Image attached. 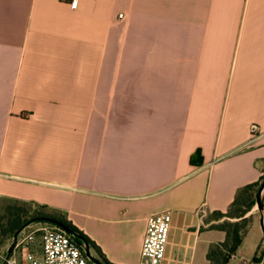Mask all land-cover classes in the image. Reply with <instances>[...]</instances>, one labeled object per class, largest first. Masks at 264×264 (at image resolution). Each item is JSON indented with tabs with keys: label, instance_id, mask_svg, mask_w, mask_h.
<instances>
[{
	"label": "crops",
	"instance_id": "crops-1",
	"mask_svg": "<svg viewBox=\"0 0 264 264\" xmlns=\"http://www.w3.org/2000/svg\"><path fill=\"white\" fill-rule=\"evenodd\" d=\"M263 174L264 0H0V210L59 214L112 264L171 212L164 264H209L208 218Z\"/></svg>",
	"mask_w": 264,
	"mask_h": 264
},
{
	"label": "built area",
	"instance_id": "built-area-1",
	"mask_svg": "<svg viewBox=\"0 0 264 264\" xmlns=\"http://www.w3.org/2000/svg\"><path fill=\"white\" fill-rule=\"evenodd\" d=\"M77 8L79 0H62ZM252 137L259 136L257 124L250 126ZM172 228V213L162 212L147 218L145 235L140 249L138 264H164L169 246ZM36 234L41 238L39 249L32 246ZM2 264H95L85 252V245H80L76 237L52 226L39 227L25 236L18 237L17 244L8 257L0 251Z\"/></svg>",
	"mask_w": 264,
	"mask_h": 264
},
{
	"label": "rangeland",
	"instance_id": "rangeland-1",
	"mask_svg": "<svg viewBox=\"0 0 264 264\" xmlns=\"http://www.w3.org/2000/svg\"><path fill=\"white\" fill-rule=\"evenodd\" d=\"M259 187H257L255 191L243 193L237 206L229 209L228 212L223 213L224 214L223 217H220L216 214H212L208 218V220L216 221L220 225L222 224L230 225L234 222H239L241 219H238V217L241 216L242 213L247 212L246 215L244 216L245 220L239 222L240 226L243 228L242 231L246 232V237L248 236L249 239L250 237L254 238L256 236V232H257V236H259L260 238V235L262 234L261 228H260L261 226L260 218L262 214L264 215V191L262 193V198H261V203L263 206V211L261 212L258 208L257 199H256V195H257ZM8 208H11V212L13 213H17L15 212L16 210H21L20 213H21L22 221L26 223L34 218H42V217L58 218L59 217V215H57L56 213L50 212L46 209L38 208L31 204L9 203L8 205H4L3 207H1V210H0V251L4 254L7 253L9 247L12 245L14 241V235L17 232L16 231L15 233H10L8 230V222L10 219L9 214L11 213V212L8 213L7 211ZM40 214H43L44 216L39 217ZM46 223L47 222H44V221L34 222L33 224L25 228L20 234L23 237L39 227L52 226V225H49V223L48 224ZM254 225L256 226L255 227L256 231L252 229ZM40 242H41V238L39 237V235L36 234V240L32 247L34 249H39ZM89 246H90L92 254L103 262L99 252L97 251V249H95V246L94 245L92 246L89 245ZM258 260H261V264H264V236L263 234L261 237L260 250L256 253V255L252 258V260L246 264H253V262H256ZM0 264L2 263L0 262Z\"/></svg>",
	"mask_w": 264,
	"mask_h": 264
},
{
	"label": "trees",
	"instance_id": "trees-1",
	"mask_svg": "<svg viewBox=\"0 0 264 264\" xmlns=\"http://www.w3.org/2000/svg\"><path fill=\"white\" fill-rule=\"evenodd\" d=\"M196 154L199 156L200 152H197ZM192 162H193V159H192ZM263 180H264V175L262 176V178L257 183L246 186L245 188L240 190L238 192L236 199L234 200L232 206L230 207V209L237 206V204L239 203V200H240L243 193L255 191L256 188L260 186V184ZM38 208L43 209L42 207H38ZM7 211H8V213L11 212V208H8ZM15 212H17V213L11 212L9 214L10 219L8 222V230L10 233H15L26 223V222L22 221L21 213H20L21 210H16ZM246 213L247 212L242 213L241 216L238 217V219H241L240 221H244L245 220L244 216L246 215ZM214 214H216L220 217L224 216V214L221 212H215ZM57 215H59V214H57ZM41 216H44V215L40 214L39 217H41ZM58 219L62 220L64 223H66L68 226H70L76 232V234L78 235L76 240L80 245H83L85 242H87L91 246L94 245L95 249H97V251L99 252L104 264H112L106 260V258L102 254L101 250L83 232H81L78 228H76L71 222L66 220L63 216L59 215ZM239 222H234L230 225L218 224V225L214 226L217 229L224 231L226 233V239L224 242L218 243V244H216L210 248V250L207 254V260H208L209 264H230L231 263L232 259L237 254V252H238L239 248L241 247L244 239L246 238V232L242 231L243 228L240 226ZM46 224H48V223H46ZM49 225H52V224H49ZM52 226H54V225H52ZM256 263H261V260L256 261Z\"/></svg>",
	"mask_w": 264,
	"mask_h": 264
},
{
	"label": "water",
	"instance_id": "water-1",
	"mask_svg": "<svg viewBox=\"0 0 264 264\" xmlns=\"http://www.w3.org/2000/svg\"><path fill=\"white\" fill-rule=\"evenodd\" d=\"M264 191V180L262 181L259 189H258V192H257V195H256V199H257V205H258V208L259 210L262 212L263 211V206H262V203H261V198H262V193ZM37 221H44V222H47L49 224H52L54 226H56L57 228L65 231L67 234L69 235H73L75 236L76 238L78 237V235L76 234V232L70 227L68 226L66 223H64L62 220L58 219V218H54V217H42V218H34L32 220H30L29 222L25 223L14 235V241L12 243V245L9 247L8 249V257L12 254L16 244H17V240H18V237L20 235V233L25 229L27 228L29 225L33 224L34 222H37ZM260 224H261V228H262V232H263V236H264V215L262 214L261 215V219H260ZM85 245V252H86V255L88 256V258L94 262L95 264H104L101 260H99L98 258H96L92 252H91V249H90V246L88 243H84Z\"/></svg>",
	"mask_w": 264,
	"mask_h": 264
}]
</instances>
